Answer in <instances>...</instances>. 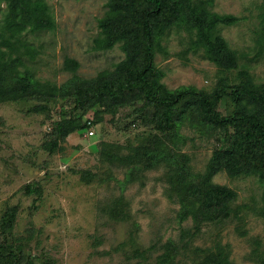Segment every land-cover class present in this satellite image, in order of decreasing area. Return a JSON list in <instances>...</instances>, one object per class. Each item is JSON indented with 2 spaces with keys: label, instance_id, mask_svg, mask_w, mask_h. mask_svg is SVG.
Here are the masks:
<instances>
[{
  "label": "rangeland",
  "instance_id": "374dc122",
  "mask_svg": "<svg viewBox=\"0 0 264 264\" xmlns=\"http://www.w3.org/2000/svg\"><path fill=\"white\" fill-rule=\"evenodd\" d=\"M108 1L45 0L56 27L22 35L38 51L32 61L23 57L24 67L57 88L73 80L74 74L62 69L65 58L79 63L76 76L82 80L112 72L125 58L121 44L109 51L94 48ZM193 1L239 18L218 32L239 65L222 71L202 50L189 49L193 36L172 29L154 58L165 86L211 93L220 79L226 78L230 88L238 84L243 70L256 84H264V0ZM5 13L2 4L0 29ZM37 106L45 111L32 112ZM135 109L131 105L114 114L98 106L83 110L74 98L60 95L49 102L1 103L0 244L21 264H155L167 242L177 249L173 264H204L207 252L220 250L232 264H262L264 188L256 176L230 178L220 171L213 177L237 198L230 205V218L211 223L180 218L178 193L170 180L175 162L186 156L192 180L198 183L214 151L230 145V134L184 114L176 135H163L149 116ZM234 111L229 98L218 106L222 116ZM70 118L88 121V128L71 133L56 150L51 145L55 126ZM142 149H150L148 158L139 156ZM10 209L16 210L15 219L5 225ZM136 250L143 258L135 256Z\"/></svg>",
  "mask_w": 264,
  "mask_h": 264
},
{
  "label": "trees",
  "instance_id": "16d2710c",
  "mask_svg": "<svg viewBox=\"0 0 264 264\" xmlns=\"http://www.w3.org/2000/svg\"><path fill=\"white\" fill-rule=\"evenodd\" d=\"M2 4L6 5V13L0 29V104L30 99L49 102L60 95L74 98L79 109L98 106L110 114L132 105L138 114L149 116L156 132L163 135L175 136L184 114L194 115L200 125L230 134V145L214 151L198 183L192 180L186 156L175 162L177 167L170 180L178 193L181 219L191 216L196 221L211 223L230 218V205L237 194L213 182L220 171H225L230 178L256 176L264 188V84H256L243 70L239 83L232 88L223 78L211 93L194 87L169 90L162 82L164 73L154 63L160 41L166 34L172 29H184L193 36L189 49L202 50L205 58L224 72L236 70L237 56L218 32L222 26L236 25L239 18L211 12L204 3L193 0H109L107 11L98 20L99 34L94 48L109 51L121 44L125 58L114 65L112 72L100 73L92 80L77 77L79 63L65 58L62 69L74 74L73 80L66 87L57 88L35 78L23 62L24 56L34 60L38 51L22 40V35L53 31L56 27L47 3L45 0H0V8ZM261 20L264 40V11ZM224 98L235 105V111L229 116L218 112ZM31 111L41 113L45 106ZM87 122L70 118L57 124L52 147L61 150L59 143L76 130H86ZM150 152L142 149L139 156L148 158ZM114 212L118 213V208ZM15 215L16 210L10 209L5 215V225L13 224ZM134 254L137 258L144 256L139 250ZM175 255L176 246L167 242L155 264H173ZM203 262L232 264L222 250L216 254L207 252ZM0 264L21 262L0 244Z\"/></svg>",
  "mask_w": 264,
  "mask_h": 264
}]
</instances>
